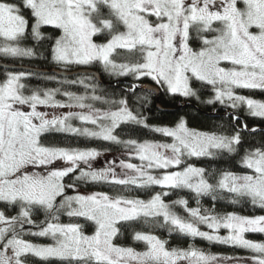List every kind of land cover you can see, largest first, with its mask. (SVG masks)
<instances>
[{
  "label": "snow or ice",
  "instance_id": "snow-or-ice-1",
  "mask_svg": "<svg viewBox=\"0 0 264 264\" xmlns=\"http://www.w3.org/2000/svg\"><path fill=\"white\" fill-rule=\"evenodd\" d=\"M49 57L65 73L76 68L77 78L0 64V264H264V241L246 238L264 234V215L215 211L223 200L264 210V127L246 120L264 121V100L237 91L264 92V0H0V59ZM95 67L117 78L118 91L101 88ZM33 79L61 87H34ZM74 86L84 93L67 90ZM161 95L214 113L219 106L227 126L200 131L185 116L151 124L146 113ZM139 130L171 142L141 139ZM52 134L108 142L128 159L94 168L97 149L48 143ZM192 158L235 161L241 170ZM80 183L119 191L84 194ZM153 187L161 190L147 199L122 194ZM185 189L196 207L184 197L166 201ZM205 197L212 208L201 207ZM160 230L251 255L170 247Z\"/></svg>",
  "mask_w": 264,
  "mask_h": 264
},
{
  "label": "trees",
  "instance_id": "trees-1",
  "mask_svg": "<svg viewBox=\"0 0 264 264\" xmlns=\"http://www.w3.org/2000/svg\"><path fill=\"white\" fill-rule=\"evenodd\" d=\"M46 56H48V53H45ZM1 62H4L6 64H12V65H20L28 66L32 68H38V69H50V68H57L59 67L55 64H52L50 62V57L48 60L46 59H28L25 58L22 62L21 61H14V60H8L4 61L3 59H0ZM75 70V69H72ZM93 70L97 71L103 80L109 83H116V80L109 79L107 77V74L102 73L98 67L93 68ZM45 75H54V74H45ZM56 76V75H55ZM57 77V80H63V79H76L77 76L71 77V78H62ZM123 79V78H120ZM148 82L149 81H145ZM29 83L34 87H40V88H57L61 87L60 84H58L56 81H47V80H39V79H33L29 81ZM124 85L121 84L120 87H123ZM106 86H103L101 84V88H105ZM108 88L109 92L112 91H118L116 87H106ZM69 91L77 92L78 94H83L84 89L80 86H74L67 88ZM242 95L246 96H252L255 99L264 100V92H261L259 90L251 91V90H241L240 92ZM209 92H205L203 94L202 98H207ZM63 99H65L63 96H61ZM153 105L152 111L146 113L149 115L150 120L149 123L151 124H161V125H174L175 121L178 119L179 116H185L188 120V126L190 128L198 129L200 131H216L219 130L220 125L227 126L228 117L222 116V114L225 112L223 108H220L217 106L218 112H216L217 115L211 116V113H214L212 106L199 104L196 101H184L183 98H176L172 99L170 97L161 95L160 96V103L164 108H167L169 110H160L157 106V100L153 98ZM182 103H190L187 106H184L181 109H177ZM99 106V105H97ZM171 109V110H170ZM42 111L52 112L57 110H52L49 108L46 109H40ZM58 114V113H57ZM243 116L244 114L241 113ZM223 117V119H221ZM247 123L249 126L258 125L261 127H264V121H261L258 118H252V117H246ZM74 124H77L76 121H73ZM77 124L76 126H78ZM134 135L138 136L141 139H154V140H167L170 142V138L162 137L158 133H150L148 130H139ZM47 142L51 144H58L61 146H67V147H73V148H95L101 153H108V154H116V153H122L124 150L122 148H118L115 145H112L108 142H104L101 140H95V139H89L85 137H75L71 135H65V134H52L47 137ZM191 163L195 164L196 166H204V167H216V168H231L232 170H241L239 165L236 164L235 161H228L227 163L224 162H210L208 160H196V158H192L190 161ZM67 179V178H66ZM78 188L84 191H107L112 194H116L119 190L113 189L109 185H100V184H84L80 183L78 185ZM161 189L159 187H153L151 189H141V190H131L127 192H123L122 194L128 195V196H139L142 199L149 198V194L155 191H160ZM180 197H184L189 200V206L190 207H196L195 199L193 198L192 194L188 192V190H173L171 194L166 197V201H173ZM201 207L202 208H212L213 202L205 197L201 199ZM180 215L186 216L187 214L184 212V210L180 207H177L175 209ZM215 211L220 214H224L227 212H235L240 215H246V216H254V215H264V210L259 208H254L250 203H241L237 205H232L227 202V200L223 201H217L215 202ZM14 214V213H10ZM43 217H40L42 219ZM61 222L67 223L70 222L69 218L66 216L61 217ZM158 235H160L162 238L169 240V246L173 247H188L189 244H193L194 246L201 248L205 250L206 252H211L214 254H222L227 256H248L250 252L233 248L227 245L222 244H212L206 240H203L201 238H191V237H185L181 235L173 234L172 236H169L166 230H160L157 232ZM246 238L256 240V241H264V234L260 233H248L246 234ZM34 242L37 243H47L49 242L46 238L37 237L33 238ZM137 247H140V245H134ZM32 264H39L38 261H33Z\"/></svg>",
  "mask_w": 264,
  "mask_h": 264
},
{
  "label": "rangeland",
  "instance_id": "rangeland-1",
  "mask_svg": "<svg viewBox=\"0 0 264 264\" xmlns=\"http://www.w3.org/2000/svg\"><path fill=\"white\" fill-rule=\"evenodd\" d=\"M73 69H76V68H73ZM107 77L109 78V79H112V80H116L117 78H115V77H109L108 75H107ZM238 92H239V94H241L240 92H241V90H237ZM65 98V97H64ZM57 99L58 100H66V98L65 99H63L60 95H58L57 96ZM42 109H46L45 107H41ZM40 108V109H41ZM50 109V108H49ZM53 110V109H52ZM76 110H78V109H76ZM66 111H68V109H57V113L59 114V113H62V112H66ZM77 122V124H79L78 126H80V122L79 121H76ZM77 124H75V125H77ZM171 142V141H170ZM101 153V152H100ZM120 159H128L127 157H125L124 155H122L121 153H116V154H108V153H101V155L99 156V157H97V159L96 160H94V161H92V165H93V167L94 168H103V167H106L107 166V164H108V162H110V161H116V163H117V165H118V162H119V160ZM131 162L132 163H139V161L137 160V159H135V158H132L131 159ZM117 171H120V169L117 167ZM78 190L80 191V192H82V193H84V194H87V193H90V192H92V191H84V190H81L80 188H78ZM68 194H74V192L72 191V190H69L68 191ZM201 228H202V230H205V231H207L208 229L205 227V226H201ZM220 234L221 235H224V234H226V230H223V229H221V231H220ZM50 242V241H49ZM222 255V254H221ZM249 255H251V253L249 254ZM223 256H227V255H223Z\"/></svg>",
  "mask_w": 264,
  "mask_h": 264
},
{
  "label": "water",
  "instance_id": "water-1",
  "mask_svg": "<svg viewBox=\"0 0 264 264\" xmlns=\"http://www.w3.org/2000/svg\"><path fill=\"white\" fill-rule=\"evenodd\" d=\"M0 64H5V63L0 61ZM6 66L9 67V68H12V67H17V66H19V65L6 64ZM23 67H28V66H23ZM31 68H32V67H31ZM40 70L42 71L43 74H54V75H56V76H58V77H62V78H71V77H75V76H77V72H78L77 69H76V70H70L69 73H65V72H63V71H61L60 69H57V68L40 69ZM92 71H95V70L92 69ZM95 72H96V74H97V78H98V80L101 81V84H102L103 86H106V87H115V84H116V83H112V84H111V83H109V82H106L105 80H103V78L101 77V75H100L97 71H95ZM145 84H148V83L145 82ZM189 104H190V103H182L177 109H181V108H183L184 106H187V105H189ZM157 106H158V108H159L160 110H164V111L169 110V109H167V108H164V107L161 105V103H160V97H159V99L157 100ZM170 110H171V109H170ZM210 115H211V116H215V115H217V114H216V113H211ZM222 116L227 117V116L225 115V112L222 114Z\"/></svg>",
  "mask_w": 264,
  "mask_h": 264
}]
</instances>
